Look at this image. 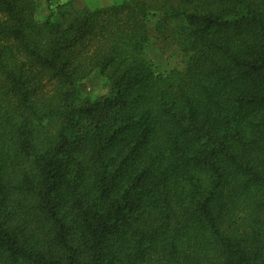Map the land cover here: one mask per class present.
Segmentation results:
<instances>
[{"label": "trees", "instance_id": "1", "mask_svg": "<svg viewBox=\"0 0 264 264\" xmlns=\"http://www.w3.org/2000/svg\"><path fill=\"white\" fill-rule=\"evenodd\" d=\"M49 6L0 0V264H264V0Z\"/></svg>", "mask_w": 264, "mask_h": 264}, {"label": "rangeland", "instance_id": "2", "mask_svg": "<svg viewBox=\"0 0 264 264\" xmlns=\"http://www.w3.org/2000/svg\"><path fill=\"white\" fill-rule=\"evenodd\" d=\"M125 0H36L38 9L36 18L44 21L51 14L50 6L72 3L78 9L96 10L122 3ZM155 21L151 23L150 39L146 46V53L152 61L153 69L158 74H168L173 70H184L185 65L181 60L179 44L172 38L161 35L154 29ZM82 95L95 100L108 94L110 87L106 80L100 76H94L92 80L82 86Z\"/></svg>", "mask_w": 264, "mask_h": 264}]
</instances>
